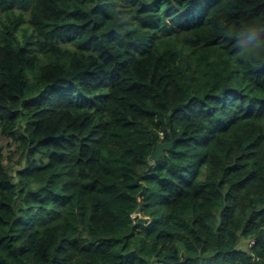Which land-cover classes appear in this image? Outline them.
<instances>
[{
  "label": "trees",
  "instance_id": "obj_1",
  "mask_svg": "<svg viewBox=\"0 0 264 264\" xmlns=\"http://www.w3.org/2000/svg\"><path fill=\"white\" fill-rule=\"evenodd\" d=\"M0 136V264H264V0H0Z\"/></svg>",
  "mask_w": 264,
  "mask_h": 264
},
{
  "label": "rangeland",
  "instance_id": "obj_2",
  "mask_svg": "<svg viewBox=\"0 0 264 264\" xmlns=\"http://www.w3.org/2000/svg\"><path fill=\"white\" fill-rule=\"evenodd\" d=\"M9 144L10 140L0 136V150L4 157L3 164L13 174L14 170L21 168L23 165L18 164L20 154L15 153V148L13 146L10 147Z\"/></svg>",
  "mask_w": 264,
  "mask_h": 264
},
{
  "label": "water",
  "instance_id": "obj_3",
  "mask_svg": "<svg viewBox=\"0 0 264 264\" xmlns=\"http://www.w3.org/2000/svg\"><path fill=\"white\" fill-rule=\"evenodd\" d=\"M173 146V142L170 141L169 143H162V142H158L156 145V151L153 154L151 160L153 163H157L160 158L165 155V152L169 151ZM140 210L141 208H138L136 211V214H140Z\"/></svg>",
  "mask_w": 264,
  "mask_h": 264
}]
</instances>
